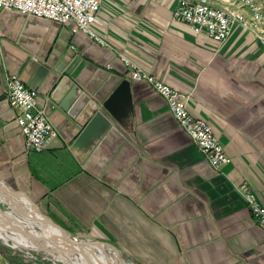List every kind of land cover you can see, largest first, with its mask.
I'll use <instances>...</instances> for the list:
<instances>
[{"label": "crops", "instance_id": "0c3cea01", "mask_svg": "<svg viewBox=\"0 0 264 264\" xmlns=\"http://www.w3.org/2000/svg\"><path fill=\"white\" fill-rule=\"evenodd\" d=\"M175 4L101 0L93 28L104 45L73 33L71 22L0 11V176L65 230L109 241L137 264H264V229L234 192L246 183L264 206V47L238 23L214 42L172 18ZM121 55L189 95L188 111L228 155L219 171L152 85L131 79ZM41 64L48 74L31 88L58 136L27 152L17 125L14 139L3 130L6 113L16 124L4 77L27 84ZM62 75L88 86L87 96L111 76L130 81L131 118L125 126L112 120L83 154L71 144L84 120L50 95Z\"/></svg>", "mask_w": 264, "mask_h": 264}, {"label": "built area", "instance_id": "2783aa9c", "mask_svg": "<svg viewBox=\"0 0 264 264\" xmlns=\"http://www.w3.org/2000/svg\"><path fill=\"white\" fill-rule=\"evenodd\" d=\"M204 1L209 5L207 0H179L176 13L183 10V5L187 4L182 18L196 23L197 26H191L192 29L199 30L214 42L226 39L230 23L234 22L257 32V39L264 46V4L262 0H222L240 5L242 11L243 9L247 11L250 16L249 20H246L237 10L235 13L216 7L212 8L204 4ZM100 3L101 0H0V11H16L25 16L45 18L58 24L71 22L70 30L73 33L83 32L95 43L104 45L105 42L93 28ZM120 57L127 66L131 79L145 81L152 85L156 93L165 100L172 116L181 129L190 136L192 144L202 157L213 169L219 170L228 161V155L209 124L188 111L189 95L144 71L126 56L121 55ZM33 59L36 57L34 56ZM5 84V98L13 110L16 125L24 136L25 150L42 151L58 136V130L44 111L37 106L36 89L27 86L15 74H8ZM237 187L254 223L264 229V206L258 201L248 184L241 183Z\"/></svg>", "mask_w": 264, "mask_h": 264}, {"label": "water", "instance_id": "95a60500", "mask_svg": "<svg viewBox=\"0 0 264 264\" xmlns=\"http://www.w3.org/2000/svg\"><path fill=\"white\" fill-rule=\"evenodd\" d=\"M47 74L48 68L41 64L27 85L29 87H36L38 83L47 76ZM111 77L107 78V80L95 90V92H91V96H87L84 92V90L87 91L88 86H85L83 88L84 90H80L77 83H71L69 78L65 75L60 76V78L53 84L50 94L51 98L56 101L62 109L67 111L68 114L75 116L77 120H84L85 122L71 144L72 150H76L81 154L88 152L108 130L111 126L112 120L125 126L131 118L132 105L130 97V81L123 78L115 84ZM1 119L5 122L3 130L7 132V137H10V139L17 137V128L13 121L12 113H6L5 116H1ZM17 193L23 194L19 191H17ZM36 208L37 211L41 213L37 206ZM0 216L2 223L8 225L12 230H16L18 227L24 228L26 230L24 233L25 236L31 238L34 237L42 247L57 243L56 235L32 233V231L26 229L22 222L14 221L9 215L5 214L1 208ZM44 217L50 225L58 227L66 233L64 234V243L78 250L81 255L88 258L100 257L105 264H112L107 257L99 256L100 254L88 251L84 245L85 243L103 244L113 250L118 260L122 264H125L121 259L120 251L112 244L106 241L95 240L87 233L76 232L75 234H71L69 231L52 221L48 216L44 215Z\"/></svg>", "mask_w": 264, "mask_h": 264}, {"label": "bare ground", "instance_id": "6f19581e", "mask_svg": "<svg viewBox=\"0 0 264 264\" xmlns=\"http://www.w3.org/2000/svg\"><path fill=\"white\" fill-rule=\"evenodd\" d=\"M207 2L209 3V5L205 1H204V4H206L209 7H212V8L216 7V8L221 9V10H229V11H233L235 13H237V11H238L244 16V18L246 20L250 19V16L247 14V11L245 9H243V11L240 9V7H239L240 5H237L234 3H229V2H224L222 0H207ZM218 2L221 3L222 5H218L217 4ZM262 2H263V0H262ZM178 3H179V0H176V4L172 9V18L188 24L191 29H192L191 26L196 27L197 26L196 23H193L191 21H187V20L182 18L184 13H185V9L187 8V4L183 5V7H184L183 10L176 13V5ZM263 4H264V2H263ZM235 10H237V11H235ZM233 24H234V22L230 23V26H229L230 30H229L228 35L230 34V32L232 30ZM238 24H240V23H238ZM62 25H65V24H62ZM245 28L249 29L256 36V38H258L256 35L257 32H255L251 28H248V27H245ZM194 32H200V31L197 30ZM107 66L110 67L109 65H107ZM36 99H37V96H36ZM22 136H23V134H22ZM189 138H190V136H189ZM23 139H24V136H23ZM10 189L7 188L5 183L0 178V200L3 202H6L14 210L13 214H15L16 216L13 217L12 212L8 211V210L4 211V213L9 215L14 221L22 222L25 225L26 229L29 228V230L32 231V233L41 234V235H50V234L56 235L57 243L50 245V246H46V249L61 252L64 255V257L63 256L62 257L64 259H66L67 261L71 262V264H105L100 257L88 258L84 255H81L78 252V250H76L75 248L66 245L64 243V241H65L64 240V234H66V233H64L58 227H54V226L50 225L47 222L46 218L44 217L45 214L43 215L37 211L36 205L29 199V197L27 195H25L24 193L23 194L17 193L16 191H11ZM34 224L39 226L38 228L40 231L38 229H34ZM25 232H26V230L24 228H21V227L16 228V230H12L11 228L8 227V225L2 223V219L0 216V238L7 239L8 237L13 236V237L17 238L19 243L22 245H33V244L34 245H40L34 237L31 238V237L25 236V234H24ZM84 245L88 251L100 254L99 256H103V254H102L103 251L106 252V250H105L106 246L103 244H94V243L93 244H90V243L86 244L85 243ZM26 247L33 248L32 246H30V247L26 246ZM107 258H108V260H110V262H112V264H122L117 259L116 256L109 257L107 255ZM130 263H132V262H130Z\"/></svg>", "mask_w": 264, "mask_h": 264}, {"label": "rangeland", "instance_id": "374dc122", "mask_svg": "<svg viewBox=\"0 0 264 264\" xmlns=\"http://www.w3.org/2000/svg\"><path fill=\"white\" fill-rule=\"evenodd\" d=\"M1 32V35L0 37L3 36V33L2 31L0 30ZM34 56V55H33ZM9 73H7L4 77V82L6 81V76L8 75ZM20 78V77H19ZM21 79V78H20ZM21 81H23L21 79ZM24 82V81H23ZM25 83V82H24ZM26 84V83H25ZM27 85V84H26ZM28 86V85H27ZM5 89H6V84H5ZM8 103V102H7ZM9 105V104H8ZM10 107V106H9ZM51 121V120H50ZM193 145V144H192ZM48 147V146H47ZM46 147V148H47ZM45 148V149H46ZM44 150V149H43ZM42 150V151H43ZM27 152H41V151H27ZM215 170V169H214ZM220 170V169H219ZM218 170V171H219ZM0 178L2 179V181L5 183V185L7 186L8 189H10L11 191H19V192H22L24 193L23 191L17 189L16 187H14L13 185H11L9 182L5 181L1 176ZM241 184V183H240ZM239 184L235 185L234 186V192L236 194V197L238 199V202L240 205H242L244 208L247 209L248 213H249V217H250V221L253 225H256L251 217V214H250V211L249 209L247 208L246 204H245V201L243 200V198L240 196L239 192H238V186ZM25 195H27L26 193H24ZM29 199L34 203L36 204V206L38 207V209L40 210V212L42 214L43 211L40 209L39 205L33 201L30 197ZM0 208L3 210V211H11L12 214L14 212V210L6 203V202H3L0 200ZM16 216L15 214H13V217ZM257 226V225H256ZM39 226H37L36 224H34V229H38ZM261 228V227H260ZM29 230V228H27ZM263 229V228H262ZM40 231V230H39ZM84 233V232H82ZM71 234H75V232H71ZM95 240H98L96 238H93ZM12 240V241H11ZM100 241H104V240H100ZM106 241V240H105ZM110 244H112L113 246H115L121 253V259L123 260V262L125 264H137L136 262L132 261L131 257L128 256L127 254H124L122 253V251L120 250V248L116 245H114L113 243L109 242V241H106ZM26 246H32L33 248H28ZM38 247V248H37ZM35 248V249H34ZM2 249H10L11 250V253H18L22 259L24 261H33L34 262V259L37 257H40L41 259H47L49 261H51L53 264H71V262L67 261L66 259H64V255L61 253V252H58V251H52V250H48L46 249V247H42V245H22L19 243L18 239L11 236V237H8L7 239H2L0 238V264H9L8 260L5 258L3 252H2ZM105 251L102 252L103 256L107 257V255L109 257H114L115 256V253L113 252V250L109 249L108 247H105ZM63 256V257H62ZM108 259V258H107ZM118 259V258H117ZM132 262V263H130Z\"/></svg>", "mask_w": 264, "mask_h": 264}, {"label": "trees", "instance_id": "16d2710c", "mask_svg": "<svg viewBox=\"0 0 264 264\" xmlns=\"http://www.w3.org/2000/svg\"><path fill=\"white\" fill-rule=\"evenodd\" d=\"M5 258L8 260L9 264H53L47 259H41L37 257L33 261H24L18 253H11L10 249H2Z\"/></svg>", "mask_w": 264, "mask_h": 264}]
</instances>
